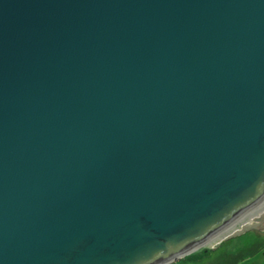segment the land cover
<instances>
[{
	"label": "water",
	"instance_id": "95a60500",
	"mask_svg": "<svg viewBox=\"0 0 264 264\" xmlns=\"http://www.w3.org/2000/svg\"><path fill=\"white\" fill-rule=\"evenodd\" d=\"M263 197L264 0H0V264H171Z\"/></svg>",
	"mask_w": 264,
	"mask_h": 264
},
{
	"label": "trees",
	"instance_id": "16d2710c",
	"mask_svg": "<svg viewBox=\"0 0 264 264\" xmlns=\"http://www.w3.org/2000/svg\"><path fill=\"white\" fill-rule=\"evenodd\" d=\"M222 245L221 243L213 249H199L175 264H239L261 254L264 250V239L253 241L234 253H227Z\"/></svg>",
	"mask_w": 264,
	"mask_h": 264
},
{
	"label": "rangeland",
	"instance_id": "374dc122",
	"mask_svg": "<svg viewBox=\"0 0 264 264\" xmlns=\"http://www.w3.org/2000/svg\"><path fill=\"white\" fill-rule=\"evenodd\" d=\"M263 216H264V212L259 215V218H262ZM259 221L260 220H258V222L257 221L255 222L254 220H251L247 222L245 225L237 228L235 232H232L224 239L217 241V242L215 241L216 244L215 242H211L203 246L202 248H213V247L215 248L219 244L222 243L223 244L222 246L225 247V251L227 253H234L237 250L241 249L242 247L247 246L249 243L253 241L263 240L264 239V222H261V221L259 222ZM247 229H249L248 230L249 232L246 231ZM189 255H186V256H189ZM186 256L180 258L179 260L184 259ZM176 262L172 264H175ZM239 264H264V250L258 256L252 259H248V261H243L242 263H239Z\"/></svg>",
	"mask_w": 264,
	"mask_h": 264
},
{
	"label": "bare ground",
	"instance_id": "6f19581e",
	"mask_svg": "<svg viewBox=\"0 0 264 264\" xmlns=\"http://www.w3.org/2000/svg\"><path fill=\"white\" fill-rule=\"evenodd\" d=\"M263 212H264V197L256 205L252 206L249 209H246L239 216L233 219L229 224H227L225 227H223L215 234L210 236L209 239L206 240L205 245L211 242H215V241L217 242L224 239L232 232H235L237 228H239L240 226L245 225L247 222L251 221L255 217H259V215Z\"/></svg>",
	"mask_w": 264,
	"mask_h": 264
},
{
	"label": "flooded vegetation",
	"instance_id": "af4514ba",
	"mask_svg": "<svg viewBox=\"0 0 264 264\" xmlns=\"http://www.w3.org/2000/svg\"><path fill=\"white\" fill-rule=\"evenodd\" d=\"M260 221H261V222H264V216L260 219ZM260 221H259V222H260Z\"/></svg>",
	"mask_w": 264,
	"mask_h": 264
}]
</instances>
